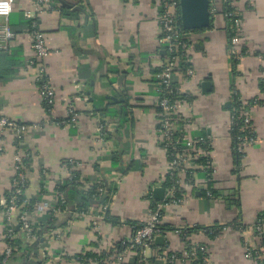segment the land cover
Returning <instances> with one entry per match:
<instances>
[{"label":"crops","instance_id":"crops-1","mask_svg":"<svg viewBox=\"0 0 264 264\" xmlns=\"http://www.w3.org/2000/svg\"><path fill=\"white\" fill-rule=\"evenodd\" d=\"M48 1L50 8L38 12L33 0H14L8 25L16 38L8 53L21 58L23 67L9 76L0 69L6 76L0 77V117L36 127L25 134L20 149L29 160L25 196H36L44 173L45 192L36 204L47 202L54 207L55 183L68 176L63 162L72 160L79 164L80 182L85 186L103 178L112 191L109 213L121 224L106 223L98 218L100 209L89 207L87 215L74 212L70 220L65 212L60 214L56 228L46 231L41 221L50 213H34L36 234L27 239L16 229L19 246L8 264H81L75 256L114 253L117 243L132 236L129 223L143 225L148 220L149 195L161 203L153 191L164 189L168 164L159 145L156 108V75L166 48L160 41V10L154 0ZM231 1L241 16L238 51L246 49L235 73L223 12L225 0H211L213 28L189 35L193 76L174 73L172 77L182 94L194 97L192 103L180 107L179 114L191 123L186 126L191 137L205 133L209 138L213 189L220 195L202 196L205 186L199 175L194 187L183 188L180 203L162 208L160 224L179 230L240 221L246 227L242 233L227 227L214 240L202 234L187 237L190 243L206 246V264H254L246 258V247L259 244L252 226L258 215H264V95L259 92L264 80V0ZM59 7L69 15L62 16ZM27 21H36L50 51L45 62L46 78L55 93L50 116L35 80ZM203 83L209 85L203 87ZM233 89L244 101H263L250 108L258 141L247 150L238 175L233 173L229 134ZM102 125L104 133L98 138L96 131ZM18 149L12 138L0 136V257L4 251L2 212ZM156 237L164 238L163 245L154 239L142 256L130 253L112 264H169L165 262L168 253H181L176 264H189L181 262L185 245L176 231Z\"/></svg>","mask_w":264,"mask_h":264},{"label":"built area","instance_id":"built-area-1","mask_svg":"<svg viewBox=\"0 0 264 264\" xmlns=\"http://www.w3.org/2000/svg\"><path fill=\"white\" fill-rule=\"evenodd\" d=\"M36 10L38 12L44 9L50 8L48 0H33ZM230 1L231 7H233L232 1ZM156 6L159 8L158 13V25L160 30V41L165 45L166 54L164 61L160 65L159 71L156 75L157 80V100L156 108L158 110V136L159 145L165 151L166 157L170 158L167 160L166 176L173 182V186L165 189L164 200L157 204L156 209L151 211L148 220L136 230L133 231L132 236L121 241V245L124 249L110 256L109 260L103 261V264H112L113 260L121 262L124 257L130 253H136L142 256L145 249H148L156 235L157 225L160 223L159 213L162 211L164 206L170 204H178L174 200L176 187L183 190L185 187H194L197 183L196 172L209 170L211 173L201 180V183L206 187L207 183L214 182V174L212 169V162L210 158V151L202 148L201 143L203 139L199 137H191L186 131V126H190V122L184 120L179 114L180 107L186 102L178 99L181 93L179 89L174 90L172 77L174 73L183 74L186 78L193 76V69L189 66L184 72L180 71V65L182 62L189 64V54L193 49V44L186 40V36L182 34L177 24V15L179 11L178 0H154ZM14 0H0V52H9L11 44L15 41L16 35L9 28L8 21L13 10ZM7 5V8L4 6ZM234 8V7H233ZM225 16L232 18L234 25V37L230 40L229 45L232 49V56L238 61L242 58L241 52L238 51V45L241 36V19L236 18L235 13H229ZM30 34H31V49L33 52V62L36 66L35 80L38 85V92L42 104L51 114L52 109L55 105V93L50 83L46 78V59L48 58L50 51L46 44V40L37 29L36 21H32ZM235 48V49H234ZM241 105L244 107L247 101L240 98ZM189 104V103H188ZM255 104L254 106H256ZM244 118V127L250 131V135L242 139L237 145V153L244 156L248 149L253 147L258 139L250 116V110L239 111ZM50 116V115H49ZM183 124L182 129L179 128V123ZM31 129L35 130V126H26L24 124L17 123L8 118L0 117V136H6L13 139L18 144L19 149L16 150V154L13 157L12 162V174L10 180L9 196L4 202V208L2 212V240L4 242L3 251V264L12 256L14 249L12 248L11 242L16 240V233L14 230L13 218L17 219L19 229L26 235L27 239H33L35 235V229L33 225V214L48 211L52 216H59L64 213L61 211L60 206L64 203L62 194L57 192L55 196V206L52 207L50 203L42 202L41 205L35 204L31 212L20 211L19 209L25 205V191L28 185V170L24 164L26 156L22 150L23 138L26 133ZM103 127L97 128V137L100 138L102 135ZM179 134V137H175ZM176 138V139H175ZM178 143L183 144V148H178ZM199 158H205V164L197 163ZM64 169L67 172V178L69 179L71 173L77 172L79 164L72 160H67V163L63 164ZM42 175H45L44 173ZM188 176V177H187ZM80 181V178H79ZM200 181V180H199ZM98 181L97 183H99ZM106 193L105 188L99 184L97 188V195ZM207 196L210 197V193L207 192ZM103 209H100L102 212ZM88 213V212H87ZM86 212L77 213L78 216L87 215ZM102 219V214L98 217ZM253 231L259 244L264 245V225H254ZM180 230V229H179ZM179 234V232H176ZM257 244L254 248L246 247V258L254 262V264H261L264 259L262 254V248ZM190 250L185 253L181 262H187L189 264H199L196 256V250L204 254L206 257L203 258V264L207 263L208 254L204 244H193L190 243ZM180 259L175 256L167 257L165 262L169 264H176ZM86 264H98L92 259L85 261Z\"/></svg>","mask_w":264,"mask_h":264},{"label":"trees","instance_id":"trees-1","mask_svg":"<svg viewBox=\"0 0 264 264\" xmlns=\"http://www.w3.org/2000/svg\"><path fill=\"white\" fill-rule=\"evenodd\" d=\"M210 1V10H211V0ZM58 10L60 11V14L62 16H67L69 15V13L66 10V8L64 7H59ZM224 17L226 20V32H227V37H228V42H230V40L234 37V25H233V20L232 18L225 16L229 13H235L236 12V18L241 19L240 14L230 5V1L229 0H225L224 3ZM177 24H178V28L180 29V31L182 32V34H184V36H186V40H189V35L192 34H198V33H202L204 31H208L211 30L213 28V17L212 15H210V25L208 28L202 29V30H194V31H186L183 30V28L181 27V23H180V17H179V11L177 12ZM72 15V14H71ZM31 26H32V21H27V27L29 28V31L31 30ZM190 41V40H189ZM246 53V49L245 48H241V54L244 55ZM239 61L233 57L231 55V66H232V70L233 73H235V68L238 65ZM189 64L186 62H182L180 65V71L184 72L186 68H189ZM23 67V60L19 57H15V54H9L8 52H0V69L6 70L7 72L5 73L6 76H9L10 74H14L18 69ZM3 76V74H0V77H6ZM172 88L174 90H178L177 85H175L173 83ZM259 92L260 94L264 95V80H262L259 84ZM178 99L180 101H184L186 103H192L194 100V97L187 95V94H182L180 93L178 96ZM242 103L240 102V95L239 93L233 89L232 90V95H231V100H230V108H229V113H230V128H229V134H230V139H231V153H232V157L234 160V171L233 173L235 175H238L240 172V169L242 167V160L244 158V156H242L241 154L237 153L236 148L237 145L239 144V142L244 139L245 137L250 135V131L247 128H243L244 127V118L241 115V113L239 111L244 110V111H249L251 107H253L255 104L257 105H263V101L261 99L258 98H253L249 101H247V104L243 107L241 105ZM46 113L48 114L49 112ZM50 115V114H49ZM125 117V115H123V118ZM103 129H102V134L104 133V126L102 125ZM183 124L180 122L179 123V128L182 129ZM179 134H176L175 137H179ZM199 138L203 139V143H201L202 148L211 151V143L209 138H207V135L205 133H201L199 136ZM175 138V139H176ZM177 147L179 148H183V144L178 143ZM170 159L167 157V160ZM206 159L205 158H199L197 160V163L199 164H205ZM67 163V161L63 162V164ZM24 164L26 167H28L29 165V160L26 158L24 160ZM211 173V171L209 170H203V171H198L196 172L197 177L199 175H202V179L206 176H208V174ZM188 177V176H187ZM79 174L77 172H72L71 176L69 179H64V180H60L57 181L55 183V192L62 194L63 198H64V203L61 204L60 209L61 211L65 212V214L68 215V220L71 219V215L74 212L77 213H81V212H86L87 209L89 207H93V208H98V209H103L102 212H99L100 214H102V218L103 221H105L106 223H109L111 225H120L121 221L119 219H116L114 217H112L109 213V204L111 202L112 199V191H110L109 189H107L105 187V182L103 180V178L100 180L99 183H95L92 185H88L85 186V184L81 183L79 181ZM237 180L239 181L240 178L237 177ZM45 177L44 175L41 174L40 177V185H39V191L36 194L35 197L32 198H27L26 196L23 197V200H25V205L20 208V211H27V212H31L33 209V206L41 201V196L42 194L45 192L44 190V184H45ZM173 182H175V180L171 181L168 176L165 177V183L163 185L164 189H168L170 187L173 186ZM99 184H101L105 190L106 193L102 194V195H97V188L99 186ZM213 184L214 182H209L207 183L206 187L201 191L202 196H205L206 198H216L219 197V194L216 190L213 189ZM207 192L210 193V197L207 196ZM183 195H184V191L181 189H178L176 187V191H175V196H174V200L178 203H180L183 199ZM9 194H7L6 198H8ZM149 200H150V209L151 211H154L156 209V205L157 203L151 198V196L149 195ZM236 205L239 207V202L235 201ZM163 215V212L161 211L159 213L160 216V221H161V217ZM41 224V228L45 229L46 231L48 230H52L55 229L57 226V216H52L51 214H48V217H45L42 221ZM125 223H129V222H125ZM264 225V215H258L256 218V222L255 225ZM19 226V224H17ZM14 225V230L16 233V226ZM129 225L133 228V231L136 230L137 228H140L142 226V224H136V223H129ZM227 227H233L234 229L240 231V233H242L246 227L240 222V221H235L232 224H224V225H218V224H214L212 226H192V227H185L183 229L180 230H176L170 226H165V225H161L160 223L157 225L156 229H157V234H164L165 232H169V231H176L179 232V236L182 239L184 245H185V252H188V250H190V242L187 241V237H189L191 234H202L205 237H207L209 240H214L216 239L221 232L227 228ZM36 234V232H35ZM12 248L14 249L13 254L15 253L16 248H18L19 246V241L16 239L14 241L11 242ZM264 245L260 244V248H263ZM124 249V247L121 245V242L117 243L115 245V251L117 253L121 252ZM12 254V255H13ZM112 255L113 251H110V253H100V254H91V253H85V254H80L78 256H75L74 258L79 261L81 264H86V260L88 259H92L94 261H96L98 264H103V261L107 258L108 255ZM168 257L171 256H175L178 259H181L182 255L181 253H168L167 254ZM196 256H197V260L199 264H203V258L206 257L204 254L200 253L198 250H196ZM11 258V257H10ZM9 258V259H10ZM3 256L0 257V264H3ZM9 259L6 261L5 264H8L7 262H9ZM153 260H151L152 262ZM261 264H264V259L261 262Z\"/></svg>","mask_w":264,"mask_h":264},{"label":"water","instance_id":"water-1","mask_svg":"<svg viewBox=\"0 0 264 264\" xmlns=\"http://www.w3.org/2000/svg\"><path fill=\"white\" fill-rule=\"evenodd\" d=\"M179 1V17L183 30L194 31L208 28L210 25V1L209 0H178ZM78 10V9H77ZM80 11V10H79ZM203 83L202 86H208ZM116 101V100H115ZM229 105H227V108ZM154 198L158 201L164 200V189H156L153 191ZM220 195V193H219ZM19 230V227L16 228ZM155 242L163 245L164 238L156 237Z\"/></svg>","mask_w":264,"mask_h":264},{"label":"clouds","instance_id":"clouds-1","mask_svg":"<svg viewBox=\"0 0 264 264\" xmlns=\"http://www.w3.org/2000/svg\"><path fill=\"white\" fill-rule=\"evenodd\" d=\"M4 7L7 8V5H5Z\"/></svg>","mask_w":264,"mask_h":264}]
</instances>
